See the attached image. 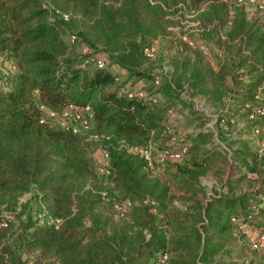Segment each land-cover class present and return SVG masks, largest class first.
<instances>
[{
	"label": "trees",
	"instance_id": "trees-1",
	"mask_svg": "<svg viewBox=\"0 0 264 264\" xmlns=\"http://www.w3.org/2000/svg\"><path fill=\"white\" fill-rule=\"evenodd\" d=\"M52 1L60 13L69 15L67 20L53 13L47 21L41 0H0V61L11 60L15 65L13 73L0 75V206L11 210L16 198L33 187L35 211H45L62 222L55 228L40 223V218L29 219L18 222V229L8 222L0 228V264H22V254H27L29 264L51 257L56 263L46 264H253L246 259L247 251H252L249 243L235 233L230 218L264 233V171L256 166L263 153L258 155L256 147L254 152L207 147L205 139L212 133L203 131L201 122L200 130L181 136L173 145L157 143L159 154L186 147L177 160L166 161L177 164L164 169L167 179L160 183L149 177L138 156L119 148L118 142L154 144L164 134L168 141L171 135L166 127L172 125L167 111L188 108L187 116L194 112L180 93L183 84L190 95L206 100L220 101L226 96L227 108L219 111L218 119L237 114L246 119L225 146L229 140L248 136L256 126L263 127L264 114L250 120V107L245 105L254 103L255 96L264 104V19H247L236 0H160L164 9L149 0ZM178 3L184 9L205 4L196 18L202 25L210 20L215 46L223 45L224 51L214 69L202 62L200 52L180 41L191 52L177 59L170 79H161L154 88L155 73L135 66L145 61L144 46L167 35L170 20L166 14L174 15ZM69 10L80 12L87 21L74 19ZM75 22L83 24L82 31L67 32ZM69 34L75 41L78 34L92 48L100 45L110 62L143 78L145 89L161 93L167 103L159 106L128 96L126 82L117 81V73L106 67L80 68L86 55L65 57L67 47L75 42H68ZM243 76L250 80L242 88L226 85L228 78L240 83ZM39 105L52 110L66 105L90 107L89 132L107 137L108 169L113 188L120 194L109 199L130 201L129 219L85 221L89 212L100 218L95 211L98 195L83 190L94 167V145L82 135L40 121ZM215 161L238 175L220 182L223 193L206 198L197 178L216 170ZM157 162L153 161L154 166L161 165ZM247 175L259 176V184L232 194L231 184ZM171 186L176 192L169 190ZM163 254L165 262L156 263Z\"/></svg>",
	"mask_w": 264,
	"mask_h": 264
},
{
	"label": "rangeland",
	"instance_id": "rangeland-1",
	"mask_svg": "<svg viewBox=\"0 0 264 264\" xmlns=\"http://www.w3.org/2000/svg\"><path fill=\"white\" fill-rule=\"evenodd\" d=\"M41 3H42L41 7H44V9H46V11L48 12L46 16V20L51 21L54 17L53 9L59 8L58 5L54 3L52 0H41ZM188 6L189 7H187V9L184 10V13L187 14L186 16L183 14L181 15V13L179 14L177 13L175 15V18H173V20L169 22L167 27L168 33L166 36L157 37L152 40L151 44L154 46L155 49V55H156L155 59L150 63H148V65L146 66L144 65V63H146L147 61H144L143 65L142 64L136 65L135 66L136 69H142L145 67L148 69L149 72H152L160 69L161 64L164 60L166 61V63H169L173 69L174 63L177 59L179 58L182 59L183 55H188L191 52V50L186 49L182 45V43L180 42L181 39L178 35L186 36V38L197 39L199 41H202L207 46L206 53H201V52L199 53L202 56V62H204L205 64L210 65L213 60H216L215 53L213 50V48L215 47L213 31H211L212 29L205 30V27L207 25H211L210 20H205L204 25H202L203 23H201L200 19H198L199 25L197 26V28L199 30L202 28L201 31H197L195 29V25H194L195 23L193 21V17L196 14V10L199 8L203 9L205 7V4L201 5L200 7L191 4ZM242 10L245 14V17L249 20L260 22V20L264 19V13H263V18L261 19L257 18L255 13V8L252 5L243 4ZM68 12L71 14V17H73L74 19H80L82 21H87L88 19L80 12L73 10H69ZM82 29H83V24L80 22L79 23L75 22L70 25V28L67 29V32L70 31L76 33V31H82ZM76 36H77L76 37L77 40L73 44L67 47L68 52L65 55V57L78 56L80 53L81 46L87 45L90 51L95 54V56H103L106 59V61H108L110 64H115L109 61V59L107 58V53L103 51L102 48H100L101 47L100 45L97 44L96 47L92 48V46H89L88 43L85 42L78 34H76ZM14 71H15V65L13 61L11 60L0 61V75L11 74ZM112 71H114V73H117V75L122 80H124V82L129 81L131 83L130 85L133 86L141 85V87L144 88L147 86L143 78H135L134 76L127 73L125 70H122L119 66H117V68H114ZM249 80L250 77L243 76L240 80V83H234L231 81L230 78H228L226 85H228L230 89H240ZM223 98H221L220 101L207 100L209 105L214 109L215 113L217 114H219V111H221L224 108V103H225L224 101L226 99V96H224ZM155 99H156L155 103H157V105L159 106H163L164 104L167 103L165 97L161 93H155ZM176 105L178 106L177 103ZM177 113L179 115L177 118H173L169 120V124L172 125V128L170 131L171 140L169 138L168 143L169 142L174 143L176 139L180 138L181 136L185 137V136H189L190 134L193 135L195 132H197L198 129L200 130L201 128V122L203 118L200 115L193 112L189 114V116H187L188 108H184L181 112H177ZM234 120H236V122L240 125L244 123L246 119L240 117V115L237 114L234 116ZM228 128L229 129L227 130V132H224L221 129V127H219L218 124H216L212 129L215 135L211 134L209 137H207V139H205L204 145L211 148H218V147L222 148V146H225V142L228 141L229 137L234 136L235 133L238 132L236 130L235 124L229 125ZM220 130L222 131V133L220 132ZM86 134L91 135L92 133L87 132ZM164 135L165 136L163 137V140L161 141L159 140L156 142L153 141L154 144H151L153 148L152 149L153 159L154 161L156 162L158 161L159 163H161V165L159 166L158 164H156L153 170L149 172V177L152 179L159 180L160 183H165L167 179V175L165 174L164 169H173L174 166H176L177 164V162H172L171 164H169L168 162L171 160L165 157L163 158V161H161L162 158H160L159 148H157V143L164 145L167 142L168 135L166 134ZM103 136L104 135L102 134L101 137ZM254 139L250 137V134L248 136L241 135L237 137L235 140H229L228 144H226L225 147L229 148L230 150L248 149L249 151L254 152L255 150ZM257 140H260L261 142L264 143V129L261 130V133L259 134ZM202 141H204V139H202ZM90 144L95 145V142L90 141ZM214 163L216 164L217 167L216 170L213 169L206 171L207 173L205 175L199 176L197 178V181L203 187V193H205V195L204 194H199V195L201 196L204 195L206 198L213 197L216 193H223V191H225V187L221 186L220 182L222 180H225L226 178L235 177L238 175L236 172L232 173V171H230V168L227 167L226 165H220L217 161H215ZM256 166L257 169L259 168L261 171H264V152L261 155V157H259L258 160H256ZM259 180H260L259 176H256L255 178H248L247 176H244L242 180L236 185L231 184V186H234V190L232 191V194L242 191L247 187H253L258 185ZM83 190L89 191L92 195H98V199L100 200L98 205L95 206V211L96 213H99L100 218L95 217L93 212L92 213L89 212L86 216L87 218L85 219L87 223L93 222L96 224L99 219L102 220L103 218L107 219L108 221H112L116 223L125 221L127 217H128L127 219H129V214H130L129 210H127L125 213V215H127L126 217L125 216L121 217L115 214L111 208L110 203L111 201H115V200L113 199L111 200L109 199V197L113 196L112 198H114L120 196V194L113 188L111 174L109 175L101 174L94 166L90 171L89 176L87 177V182L85 183ZM169 190L171 192H176V188L172 186L169 188ZM101 191L105 193L103 198H101L99 194ZM33 192H34V188L32 187L29 191L19 195L16 198V202L11 210H7L4 206H0V214L6 212L12 213L15 222L17 224L19 222V225L20 222H27L29 219L31 221H35V219L39 218V216H37L39 212L35 211L36 205H34L32 200ZM108 203L110 204V206ZM176 203L180 204L179 202ZM16 229H18L17 225H16ZM26 258H27V254L21 255L22 264H29V262L26 261ZM246 259H251L252 261H254L253 264H264V247H261L254 251L248 250Z\"/></svg>",
	"mask_w": 264,
	"mask_h": 264
},
{
	"label": "built area",
	"instance_id": "built-area-1",
	"mask_svg": "<svg viewBox=\"0 0 264 264\" xmlns=\"http://www.w3.org/2000/svg\"><path fill=\"white\" fill-rule=\"evenodd\" d=\"M238 4H247L252 5L255 8V13L258 19L263 18L264 13V0H236ZM150 4H158L163 9L164 6L160 0H149ZM178 10L174 15L166 14V17L172 21L173 18H175V15L178 13H181V15H187L184 13V8L182 3L177 4ZM44 8V7H43ZM202 8H199L196 10V14H198ZM53 13L59 14L61 19L67 20L69 17L66 13H60L58 9H53ZM196 14L193 17L195 29L197 31H201L202 28L199 30L197 26L199 25L198 19L196 18ZM192 16V15H191ZM213 24L207 25L205 27V30L212 29ZM175 34V33H174ZM176 35V34H175ZM181 39V42H183L187 47L197 50L201 53H206L207 46L202 42L194 38H186V36L178 35ZM220 38L222 40H226L223 35L220 34ZM68 42H74L75 36L73 34L67 35ZM228 43V41H226ZM215 55L218 57L222 54L224 51V46L222 45L221 48L214 47ZM80 54H83L85 57L82 59L80 63V68L84 69L87 66L91 65L95 68H108L110 71H112L114 68H117L116 64H109L108 61L103 56H95L94 53H92L88 46L82 45L80 48ZM142 54L145 57L146 63L144 65H148L151 61L155 59V49L152 44L146 45L142 48ZM172 67L169 63H166L164 60L161 64L160 69L152 71V73H155L153 77V87L155 88L161 79L165 78L167 80L170 79L172 74ZM114 72V71H112ZM117 81L122 80L120 77H116ZM131 83L127 81L125 83L126 85V91L128 96H134L138 99H141L143 101H146L148 103H155V93H152L149 90H146L144 87L138 86V85H130ZM128 87V88H127ZM189 89L187 88L186 84H183L182 90L180 93L189 101L191 108L194 110V112L198 115H200L203 120V131L209 130L214 134V131H212L213 127L218 124L219 127L224 132H227L229 129V125H236V130H239L243 127L242 124H238L236 120H234V117H229L225 119H218V114L215 113L214 109L209 105L208 101L200 96V95H190ZM261 101V98L259 96L254 97V103L246 104V107H250V111L247 115V118L250 120L257 119L258 117H261L264 114V104H259ZM264 102V99H262ZM225 102V101H224ZM227 108L226 102L224 103V110ZM38 109L41 112L40 121L46 122L50 127H54L56 129L70 132L72 134H79L83 136L84 141H93L95 142V145L92 149L91 157L92 161L94 163L95 168L99 171L101 174L109 175L110 171L108 169L110 164L109 159V153H108V147H107V137H99L95 134H86L89 132L90 129V119L92 116V111L88 105L85 106H74V105H66L59 110H52L49 109L43 105H39ZM179 115L173 110L169 109L167 111V120L177 118ZM169 123V122H168ZM216 123V124H215ZM171 125V124H169ZM264 129L263 127L256 126L251 132L250 137L254 139L256 152L258 155L262 154L264 151V143L260 140H257L259 137V134L261 133V130ZM171 129H169V126L166 127V132L170 133ZM86 134V135H85ZM215 135V134H214ZM253 136V137H252ZM171 140V136H170ZM105 141V142H103ZM169 141V140H168ZM175 143V142H174ZM173 142H169L168 145H173ZM118 147L124 149L127 153L133 154L138 156L144 163V169L148 172H151L154 168L153 164V155H152V145L150 142H148L145 145L142 146H126L123 141L118 142ZM185 145H182L179 150L177 151H171L170 149L165 150L160 155V158H168L169 160H177L180 155H182L185 152ZM223 149L226 150L225 146H222ZM228 152V150H227ZM229 154V152H228ZM161 159V160H162ZM251 175H247V177H250ZM100 197H104V192L101 191ZM147 201V199H145ZM151 202V201H150ZM178 207H181L180 204H177L176 202H173ZM130 201L128 200H122L120 202L118 201H111V208L115 214L118 216L123 217L126 213V210L130 206ZM184 208V207H183ZM2 219H0V228L7 227L8 222H13V226L15 227L17 223H15L13 219L12 213L6 212L1 214ZM40 218V223L44 222V224L52 225L55 228L60 225L62 222L60 218H54L50 217L49 215H45V211L39 212L37 214ZM231 223L234 225L235 233L243 235L248 243L251 250H257L261 247H264V233H258L255 230L250 229L246 223L241 222L239 220H236L235 218H230ZM166 260V255L163 254L159 256L156 263H164ZM47 262L56 263V260L51 258L41 259L38 264H46ZM202 264V263H198Z\"/></svg>",
	"mask_w": 264,
	"mask_h": 264
},
{
	"label": "crops",
	"instance_id": "crops-1",
	"mask_svg": "<svg viewBox=\"0 0 264 264\" xmlns=\"http://www.w3.org/2000/svg\"><path fill=\"white\" fill-rule=\"evenodd\" d=\"M214 50V49H213ZM215 53V52H214ZM215 57H216V60H213L212 62H211V64L209 65V64H207L209 67H212V68H214L215 69V64H216V62L218 61V56L217 55H215ZM201 96V95H200ZM177 113V112H176ZM178 114V113H177ZM168 122H169V120H168ZM167 144H168V141H167Z\"/></svg>",
	"mask_w": 264,
	"mask_h": 264
}]
</instances>
